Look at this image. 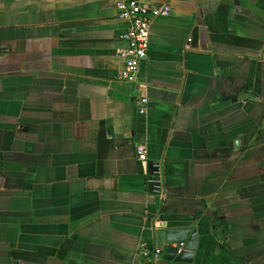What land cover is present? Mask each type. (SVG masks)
<instances>
[{
    "label": "crops",
    "instance_id": "obj_1",
    "mask_svg": "<svg viewBox=\"0 0 264 264\" xmlns=\"http://www.w3.org/2000/svg\"><path fill=\"white\" fill-rule=\"evenodd\" d=\"M119 1L0 0V264H142L166 221L264 264V0H146L133 81Z\"/></svg>",
    "mask_w": 264,
    "mask_h": 264
},
{
    "label": "built area",
    "instance_id": "obj_2",
    "mask_svg": "<svg viewBox=\"0 0 264 264\" xmlns=\"http://www.w3.org/2000/svg\"><path fill=\"white\" fill-rule=\"evenodd\" d=\"M117 8L118 16L129 23V28L122 35L128 46L121 54L125 66L119 77L125 81H133L136 78L140 63L147 57L152 20L161 16H170L171 8L167 4H154L146 0H120ZM146 103H148V99L143 97L137 101V106L142 111ZM136 153L139 160L146 161L148 159L146 145L137 144ZM154 167L156 169L152 175H149L148 181L157 184L161 182L160 170L158 165ZM140 254L142 264H155L162 254V248L154 245L151 241L143 240L140 244Z\"/></svg>",
    "mask_w": 264,
    "mask_h": 264
},
{
    "label": "water",
    "instance_id": "obj_3",
    "mask_svg": "<svg viewBox=\"0 0 264 264\" xmlns=\"http://www.w3.org/2000/svg\"><path fill=\"white\" fill-rule=\"evenodd\" d=\"M155 169L150 171V175ZM160 185L161 182L157 184L149 182L151 191H159ZM167 225L166 221L162 227L155 228L153 235L154 245L162 248L160 264H193L199 247L197 230L193 226Z\"/></svg>",
    "mask_w": 264,
    "mask_h": 264
}]
</instances>
